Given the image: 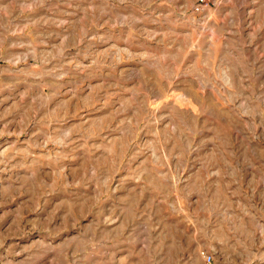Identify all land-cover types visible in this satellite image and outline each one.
<instances>
[{
  "label": "rangeland",
  "instance_id": "obj_1",
  "mask_svg": "<svg viewBox=\"0 0 264 264\" xmlns=\"http://www.w3.org/2000/svg\"><path fill=\"white\" fill-rule=\"evenodd\" d=\"M264 264V0H0V264Z\"/></svg>",
  "mask_w": 264,
  "mask_h": 264
},
{
  "label": "built area",
  "instance_id": "obj_2",
  "mask_svg": "<svg viewBox=\"0 0 264 264\" xmlns=\"http://www.w3.org/2000/svg\"><path fill=\"white\" fill-rule=\"evenodd\" d=\"M208 263L209 264H214V262H213V258L210 256V257H208Z\"/></svg>",
  "mask_w": 264,
  "mask_h": 264
}]
</instances>
